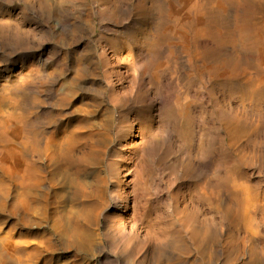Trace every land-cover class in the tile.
Listing matches in <instances>:
<instances>
[{
  "label": "rangeland",
  "instance_id": "rangeland-1",
  "mask_svg": "<svg viewBox=\"0 0 264 264\" xmlns=\"http://www.w3.org/2000/svg\"><path fill=\"white\" fill-rule=\"evenodd\" d=\"M174 42L185 54L159 55L150 82L140 50ZM1 107L30 139L58 113L81 132L111 126L105 158L141 220L109 206L100 252L81 264H207V238L211 264L264 253V0H0ZM7 150L2 166L21 168ZM73 255L56 246L38 264Z\"/></svg>",
  "mask_w": 264,
  "mask_h": 264
},
{
  "label": "bare ground",
  "instance_id": "bare-ground-1",
  "mask_svg": "<svg viewBox=\"0 0 264 264\" xmlns=\"http://www.w3.org/2000/svg\"><path fill=\"white\" fill-rule=\"evenodd\" d=\"M170 48L181 56L185 54L178 42L163 45L155 54L140 50L139 56L144 59L150 82L160 84L158 72L161 69L156 67L150 73L152 62L159 55L171 54ZM127 53L129 57L132 56L130 51ZM132 57L136 61L138 55ZM161 79L164 80L163 77ZM226 92L231 99L232 93L228 89ZM239 99L245 100L246 96L242 94ZM66 100L67 97H60L58 106L66 104ZM0 111L2 130L14 126L9 128L11 136H6L5 132L4 136H0V147H7V153L21 162V168L20 164L9 167L0 163V264H38L42 255L45 252L53 254L56 246L71 249L74 253L72 264H81L80 261L100 252L104 237L100 218L109 206H114L118 211L132 205L129 219L138 217L141 220L137 214L141 209L140 203L130 204L123 191V186L128 187V183L123 184L120 172L113 175L116 164L108 163L105 158L107 148L104 139L110 140L109 123L101 122L99 128H94L82 121L78 126L85 131L81 132L80 127L69 128L65 125L58 113L49 135L44 130V133L38 136L36 133L34 139H30L18 130L22 117L20 111L15 115L5 112L2 107ZM113 117L114 113L108 110L105 119L111 121ZM126 156L124 154L122 157L125 159ZM134 167L136 174V164ZM123 168L125 172L130 170L127 164ZM43 183L48 184L47 189L43 190L40 186ZM132 185H135V181ZM106 221L111 224L112 219ZM31 227H42L47 231L36 235L30 230H23ZM257 235V232L251 234ZM200 248V252L208 256L207 264H211L214 255L210 238L201 242ZM234 252L237 253L236 249ZM94 260L97 263L99 257ZM43 264L51 262L45 260ZM242 264H264L263 251H260V255L258 252L250 253Z\"/></svg>",
  "mask_w": 264,
  "mask_h": 264
}]
</instances>
